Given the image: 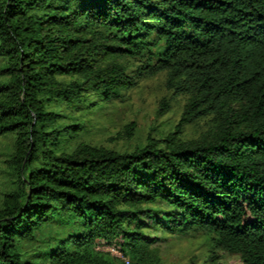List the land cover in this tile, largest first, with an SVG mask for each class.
<instances>
[{"label":"trees","instance_id":"obj_1","mask_svg":"<svg viewBox=\"0 0 264 264\" xmlns=\"http://www.w3.org/2000/svg\"><path fill=\"white\" fill-rule=\"evenodd\" d=\"M164 72L188 98L173 133L131 152L81 141V111ZM205 118L207 133L180 139ZM7 135L0 264H167L157 243L190 232L211 262L264 264V0H0ZM50 226L67 234L21 249Z\"/></svg>","mask_w":264,"mask_h":264},{"label":"rangeland","instance_id":"obj_2","mask_svg":"<svg viewBox=\"0 0 264 264\" xmlns=\"http://www.w3.org/2000/svg\"><path fill=\"white\" fill-rule=\"evenodd\" d=\"M166 79L165 72L144 78L135 88L125 93L123 102H115L97 113H91L90 110L81 111L82 119L88 126V131L82 135L81 141L118 152H131L143 147L149 137L159 140L173 133L181 121L188 98L174 95L169 91L166 88ZM163 100L168 102L169 109L164 115H159ZM131 123L136 124L133 137L127 130V126ZM210 126L209 118L185 125L180 139L197 140L209 131ZM14 141V135L0 137V206L4 196L13 189L6 159L13 150ZM70 230L80 231L81 226L72 225ZM152 233L161 239L169 237L160 231L153 230ZM66 234L67 231H58L57 226H50L45 231L36 233L38 241L30 245L21 244V249L27 250L30 247L39 253L46 248V245H41L39 240L47 241L49 236L55 235L54 245ZM156 246L159 247L167 264H241L238 257L222 252H219L220 259L217 262H211L209 257L211 248L202 232L176 233L168 240L159 241ZM101 250L122 258L113 248L103 247ZM43 259L39 257L34 260ZM44 264L49 263L45 261Z\"/></svg>","mask_w":264,"mask_h":264}]
</instances>
